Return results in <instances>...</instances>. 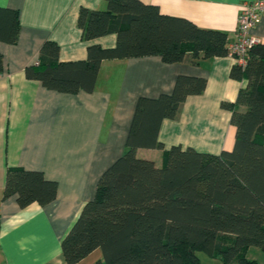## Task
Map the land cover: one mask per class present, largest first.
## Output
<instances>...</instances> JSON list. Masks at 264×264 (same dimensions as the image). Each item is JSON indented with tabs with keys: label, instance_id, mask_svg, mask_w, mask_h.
<instances>
[{
	"label": "trees",
	"instance_id": "16d2710c",
	"mask_svg": "<svg viewBox=\"0 0 264 264\" xmlns=\"http://www.w3.org/2000/svg\"><path fill=\"white\" fill-rule=\"evenodd\" d=\"M103 10L81 8L77 24L82 38L116 34L114 47L90 44L84 61H59V46L46 41L37 64L26 77L63 93L94 89L105 59L160 55L181 61L188 46L193 58L224 56L227 35L160 13L140 0H105ZM16 12L0 7V39L15 42ZM1 61V56H0ZM230 76L246 79L234 102H222L231 113L235 138L219 154L173 145L161 166L136 155L137 148H161L159 126L177 116L190 95L204 91L205 78L179 75L171 93L140 96L126 136V150L101 174L93 199L87 201L61 241L67 264H76L99 249L96 264H200L198 251L224 264H261L246 256L250 246L264 250V41L254 45L243 68ZM56 183L35 170L8 169L4 195H15L20 207L46 204Z\"/></svg>",
	"mask_w": 264,
	"mask_h": 264
},
{
	"label": "crops",
	"instance_id": "0c3cea01",
	"mask_svg": "<svg viewBox=\"0 0 264 264\" xmlns=\"http://www.w3.org/2000/svg\"><path fill=\"white\" fill-rule=\"evenodd\" d=\"M140 1L198 28L225 32L228 47L236 40L241 5L253 0ZM0 7L16 12L19 24L15 42L0 39V264H67L61 241L94 198L103 171L126 150L138 98L171 93L179 75L205 78L204 91L187 96L175 118L162 120L163 149L137 148L160 150L161 158H142L161 166L164 150L173 145L211 154L233 147L235 127L221 103L234 102L247 81L230 76L236 63L228 54L193 58L187 46L184 58L173 63L160 55L105 59L91 92L63 93L27 78L25 68L38 61L46 41L57 43L61 62L86 60L90 44L114 47L115 33L84 40L77 24L81 8L103 10L105 0H0ZM252 33L264 41V13ZM12 168L54 181L55 198L20 207L15 195H4ZM101 258L96 249L76 264Z\"/></svg>",
	"mask_w": 264,
	"mask_h": 264
},
{
	"label": "built area",
	"instance_id": "2783aa9c",
	"mask_svg": "<svg viewBox=\"0 0 264 264\" xmlns=\"http://www.w3.org/2000/svg\"><path fill=\"white\" fill-rule=\"evenodd\" d=\"M262 13H264V0H253L241 5L237 19L236 40L228 45L227 54L243 68L247 65L250 49L261 42L252 31L256 28Z\"/></svg>",
	"mask_w": 264,
	"mask_h": 264
},
{
	"label": "rangeland",
	"instance_id": "374dc122",
	"mask_svg": "<svg viewBox=\"0 0 264 264\" xmlns=\"http://www.w3.org/2000/svg\"><path fill=\"white\" fill-rule=\"evenodd\" d=\"M147 149H137V156L141 157H152L155 160L161 158L162 151L160 150H147ZM197 256L199 257L200 264H224V262L219 257H213L205 251H198ZM246 256L250 259H255L259 263L264 264V250L256 246H250L246 252Z\"/></svg>",
	"mask_w": 264,
	"mask_h": 264
}]
</instances>
